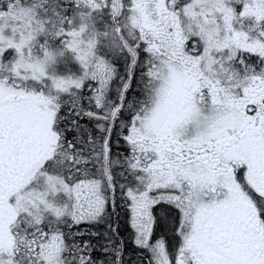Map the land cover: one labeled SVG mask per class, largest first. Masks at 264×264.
Segmentation results:
<instances>
[{"label": "snow or ice", "instance_id": "1", "mask_svg": "<svg viewBox=\"0 0 264 264\" xmlns=\"http://www.w3.org/2000/svg\"><path fill=\"white\" fill-rule=\"evenodd\" d=\"M0 264H264V0H0Z\"/></svg>", "mask_w": 264, "mask_h": 264}]
</instances>
